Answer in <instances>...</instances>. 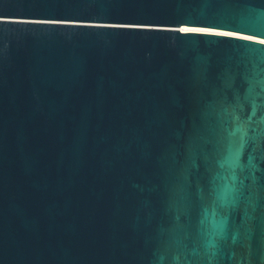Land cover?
Wrapping results in <instances>:
<instances>
[{
	"label": "water",
	"instance_id": "obj_1",
	"mask_svg": "<svg viewBox=\"0 0 264 264\" xmlns=\"http://www.w3.org/2000/svg\"><path fill=\"white\" fill-rule=\"evenodd\" d=\"M240 35L264 0H0V264H264Z\"/></svg>",
	"mask_w": 264,
	"mask_h": 264
},
{
	"label": "bare ground",
	"instance_id": "obj_2",
	"mask_svg": "<svg viewBox=\"0 0 264 264\" xmlns=\"http://www.w3.org/2000/svg\"><path fill=\"white\" fill-rule=\"evenodd\" d=\"M181 30H195V31L215 32V33H228V32L216 30V29L195 28V27H186V26L181 27ZM240 36H244V37H248V38H252V39L264 42V39L250 37V36H246V35H240Z\"/></svg>",
	"mask_w": 264,
	"mask_h": 264
}]
</instances>
